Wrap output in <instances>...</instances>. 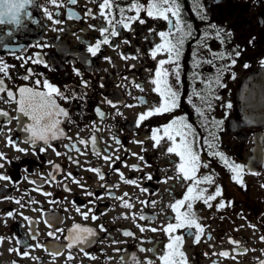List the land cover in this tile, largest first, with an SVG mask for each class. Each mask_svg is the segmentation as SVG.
Instances as JSON below:
<instances>
[{
	"label": "flooded vegetation",
	"instance_id": "1",
	"mask_svg": "<svg viewBox=\"0 0 264 264\" xmlns=\"http://www.w3.org/2000/svg\"><path fill=\"white\" fill-rule=\"evenodd\" d=\"M38 3L44 6L46 0H38ZM201 3L204 5L207 20H200L193 13L191 0H183V16L185 20L193 25L194 38L186 44L182 60L181 105L171 115H185L188 122L193 124L201 138L202 161L209 164V168L201 169V174H214L216 184L223 188V197L218 198V200L223 199L225 202L233 201L234 203L231 207L220 210L215 207L208 209L202 203H197L195 211L203 218L201 223L206 225L205 238L199 244H193L191 238H186L184 251L190 264H213V261H217L218 264H259L260 260H264V252L261 251L264 250V242L260 240V237L264 235V187H261L264 184V123L246 125L241 120L236 103L237 89L242 78L250 70L262 67L260 61L264 60V0H201ZM70 7L78 12L81 17H83L86 8H91L94 13L98 12L96 5L90 3L89 0H78L77 5ZM29 10L33 13V19L37 23L26 20L24 27L15 30L11 37L7 33L12 30V27L0 26V42L9 48L17 49L15 55L24 58L41 51L40 48L34 47L37 42L48 43L50 46L43 49V55L52 70L31 63L21 68L22 61L9 53L7 48L0 47V58L8 64L16 66L10 69L11 79H6L5 86L15 91L20 86L30 84V81H23L19 76L25 74V68L31 67L36 72L43 73L44 77L62 89L65 85H68L77 92H87L86 103L79 100L71 103L58 101L69 111L72 120V123L61 125L66 135L72 137L73 142L77 140V134L84 139L96 135L99 141L98 148L101 150L102 155L108 154L104 153L103 150L111 145L112 147L108 148L109 153L119 155L121 160L126 161L128 165L140 164L143 171H131L120 162H117L115 167L119 168L126 178L137 179L140 186L147 188L149 191L141 193L139 188L124 184L117 172L112 171L102 158L92 153L90 144L87 148L78 144L77 146L82 151L87 152L86 155H79L75 151H69L64 147L65 144L70 143L67 139L51 142L57 151L67 152L69 156L78 159L79 166L69 161L67 156H56L52 149H48L43 153L39 152V147L44 146L42 142L35 148V154H33V148L29 144L20 142L26 134L18 130L17 121L13 119L11 123H7L6 118L0 117V124L5 125L3 133L0 134V152L5 153L11 161L10 164H5L4 169H0V173L12 178V182L0 181V236L6 238L19 236L23 239L24 245L36 244L37 242L49 245L51 238L47 236V232L50 229L45 225L44 219L55 215L57 217L56 226L60 228L67 230L74 223H78L91 227L97 232L96 242L86 248V251L90 255L96 256L97 259L91 260L84 256L78 248H73L71 251L76 259L68 262V264H118L125 252H116L114 251L116 248L126 250L128 259H130L131 253H136L140 260H144L146 257L152 258V253L138 252L139 241L134 237L123 236L122 232L128 230L145 241L151 239L166 243L163 233L148 231L141 233L136 225L160 227L165 224L167 222L166 217L172 215L171 210L165 208V205L173 202V198H182L185 185L175 179L169 180L167 183L158 182L165 176H175V171L169 160L176 159V157L163 154L164 147L167 145L159 149H153L152 142L147 139L144 140L142 146L131 143L133 140L143 139L149 133L151 127L166 123L171 119V115L151 118L145 122L148 127L141 126L137 129L134 126L135 120L137 114L145 110L144 106L129 108L124 105L137 104V100L133 98L140 96L146 97L148 107H151L154 101H158V97L151 91L152 85L147 79L149 74L145 71V68L155 67V62L148 59L146 55L147 49L151 47V41H144L141 33L147 35L149 26L164 30L166 24L163 21L149 20L146 25L137 26L136 39L132 40L131 46L121 44L116 50L104 46L101 55L92 58L86 52V45L88 43L94 44L96 39L99 38V33L89 29L88 25L95 24L99 26L100 20H68L66 9L62 8L60 9L61 15L59 18L65 23L53 26L44 17L41 9L33 7ZM52 10L55 11V9ZM211 24L232 33V36L228 38L229 42L223 46L219 41L208 40L212 51L231 52L237 45L241 49L236 64L223 75L222 83L226 87L216 89V94L221 99L212 101V110L207 111L206 116L209 120L214 118L217 121H223L220 130L217 131L219 137L218 150L224 152L236 163L245 166V187L243 188L231 180V174L224 168L218 158L208 155L207 146L203 144L207 132L201 126V118L196 114L195 109L186 102V97L191 94L192 90V52L197 49L196 40L202 38L205 31L214 36V30L209 28ZM52 27H63L66 31L56 33L50 30ZM77 36L82 38L83 44L77 39ZM123 37L132 38L128 32H123ZM155 39L156 42H159L158 37ZM249 41H252V43H249ZM115 42L119 43L120 38H115ZM137 47L142 50V53H145L137 60L125 62L120 58V52L136 54ZM103 56L112 57L115 66L106 62L102 58ZM200 56L204 59H211L206 49L200 50ZM86 59L90 63H85ZM216 63L221 65L230 63V61H217ZM131 64H135L136 67L130 70L128 65ZM245 64H248L249 67L245 68ZM73 67L79 69L83 79L89 81L87 89H81L80 77L75 76ZM199 71L204 76H214L216 74V69L207 64L203 65ZM233 73L235 78H233ZM124 76L128 79L123 80L122 77ZM44 77H41V79ZM129 81L142 84L145 91L141 93ZM101 83L104 87H100ZM117 85L121 86L117 87ZM124 85H127V89ZM195 87L200 89L203 85L196 83ZM129 92L131 95H129ZM0 95L6 96V94ZM105 97L118 102L117 107L122 115H117V109L104 102ZM120 101L122 103H119ZM195 102L199 105L198 100ZM228 103L232 104V108L226 107ZM15 107V104L0 100V109L9 112L10 116L18 115L14 111ZM96 107L107 114V118L103 121L96 115L94 111ZM21 119L25 123L28 122L27 118L21 117ZM93 122L100 131L93 132ZM9 129H11V132H9ZM113 135L118 137L124 145L118 152L114 151L118 146L114 144ZM6 136H11L19 144V147L28 149L27 153L17 152L13 147L7 146ZM141 147L146 148L147 151H141ZM133 152L144 156L151 167H143L142 162L131 155ZM48 161L58 164L62 171L56 172L53 165L49 164ZM90 167L100 168L104 173L105 180L100 181L94 173L86 171ZM69 172L72 173L73 177L80 180L88 191L104 198L96 201L94 205L89 204L88 201L92 200L93 197L86 196L84 190L77 184L72 183L71 179H65ZM251 172H256L258 175H252ZM49 173L54 174L56 180L42 184L43 191L52 193L51 196L46 197L40 191H33V189L41 185V177H48ZM148 173L153 176L151 181L145 178ZM30 181H36V183ZM101 184L111 187L106 191L105 187H100ZM65 186L69 187L71 191H65ZM214 190L215 186L210 189V191ZM107 192H111L112 195L109 196ZM124 193H128V196L124 199L134 204V207L130 210L123 208L121 201L113 198L114 196H123ZM4 197H10L11 199H4ZM16 199L21 200V203L25 206L21 208L17 205L14 202ZM31 200L38 201V203L32 204L30 203ZM49 200L60 201V203L49 204ZM140 200H155L158 203L154 208L145 207L139 202ZM215 203L213 202V204ZM82 205L94 208V213L99 216V219L93 221L90 217L87 221L83 220L75 210L76 206ZM33 209H37V211H33ZM40 209H43L47 215L42 217ZM161 209H164V211H161ZM82 210L87 211V208H82ZM9 211H13L16 215L13 218H8L7 226H5L2 217ZM141 211L150 218L154 214L158 213V215H155V218L149 223L148 220L139 219L138 214ZM20 213H23V216L32 218L34 222L32 227L38 233L36 241L31 240L28 236V222L23 219ZM133 214H137L135 220L132 218ZM125 216L128 218H123ZM61 218L62 223L59 222ZM100 225H104L107 232L100 231ZM249 225H255L256 227L253 229ZM209 234L212 236L211 240L206 238ZM66 235L67 231L61 236L59 244H66L64 240ZM229 238L239 241L241 249H247L248 251L243 254L233 253L232 250L235 246L229 243ZM113 240L121 241V243L113 244ZM142 246L151 248L153 244L144 243ZM14 247L20 248L21 252L26 250L25 247L17 245L15 240L5 239L3 244L0 245V264H13V261L16 264H38L37 261L31 258H21L15 252L8 251ZM163 247L164 243H159V248L162 249ZM252 249H255V251H252ZM219 251H229L236 258L211 255V253ZM30 252L31 256L39 257L42 264H53L52 257L44 249L35 248ZM205 253H209V255L205 256ZM67 254L68 250L65 249L63 255L56 257L54 264H66Z\"/></svg>",
	"mask_w": 264,
	"mask_h": 264
},
{
	"label": "snow or ice",
	"instance_id": "2",
	"mask_svg": "<svg viewBox=\"0 0 264 264\" xmlns=\"http://www.w3.org/2000/svg\"><path fill=\"white\" fill-rule=\"evenodd\" d=\"M90 3L96 5L98 12H93L91 8H86L83 17L73 10L70 6H75L78 4V0H46V5L41 6L38 0H0V26H11L7 35L11 37L15 30L21 29L25 25V21H31L32 23H37L33 19V13L29 10L30 8H37L43 11L44 17L51 22L53 26L62 25L65 21L61 20L59 17L61 15L60 9H66V18L68 20H81V19H93L100 20L101 23L98 25L89 24L88 28L92 31L99 33V38L96 39L95 43H88L86 45V52L92 58H96L101 55L104 46L113 48L116 50L121 44L131 46L132 40L136 39L137 26H143L148 23L149 20L152 21H163L166 24L164 30H158L156 27L149 26L147 30V35H142L144 41H151V47L147 49V58L155 62L154 68H145V71L149 74L147 79L152 85L151 91L158 97V101H154L151 107H148V100L144 96L134 97L137 100V104H126L125 107H138L144 106L145 110L137 114L135 120V128L139 129L141 126L148 127L145 125L146 121L151 118L159 116H168L173 114L181 105V88L183 85L182 72H183V56L185 53L186 44L194 38V28L191 23L184 19L183 16V0H89ZM191 8L193 13L200 20H207L205 14L204 5L201 0H191ZM52 9H55L53 11ZM143 14V15H142ZM209 28L214 30V36L210 35L209 32L205 31L202 38L196 40L197 49L192 52V64L193 69L191 73L192 80V90L191 94L186 97V102L195 109L196 114L201 118V126L207 132V136L203 139V144L207 146L208 155L211 157L218 158L220 163L228 170L231 174V180L241 186L245 187L244 175L246 172L245 166L235 161L231 160L224 152L218 150V140L217 131L220 130V125L223 121H217L214 118L209 120L206 116L207 111L212 110V101L220 100L221 97L216 94V89L226 87L222 83L223 75L226 71H229L232 66L237 62V58L241 54V49L237 45L231 52L228 51H212L208 44V40L214 39L219 41L223 46L229 42L228 38L232 36V33L226 31L225 29L218 27L215 24L209 25ZM53 32L61 33L66 31L63 27H52L50 29ZM83 31V29H81ZM123 32H128L131 34L132 38H124ZM156 37L159 38V42H156ZM115 38H120V42L116 43ZM77 39L83 44L84 41L81 37L77 36ZM252 43V41H249ZM48 43L37 42L34 47L40 48V52H36L33 56L24 58L21 56H16L15 53L17 49L9 48L7 45L0 42V47L7 48L9 53L13 54L16 59L21 60L20 67L24 68L25 65L31 63L33 65H42L45 68L52 70L48 62L44 59L43 49L49 47ZM206 49L211 56V59H204L200 56V50ZM136 54H125L120 52V58L127 62L128 60H137L142 53V50L137 47L135 50ZM158 57H163L159 58ZM106 62L115 66V63L110 56L102 57ZM230 61V63H225L217 65V61ZM85 63H90L87 59ZM210 65L216 69V74L214 76H204L199 70L203 65ZM262 67H264V60L260 61ZM15 65H10L6 63L2 58H0V100L5 103L15 104L14 111L18 114L17 116H10L9 112L0 109V117L6 118L7 123H11L13 119L17 121L18 130L22 131L24 134L21 143L29 144L33 148V154H35V148L39 146L42 142L44 146L39 147V152L43 153L48 149H52L56 156H67L68 160L73 164L79 166L80 162L78 159H74L69 156L67 152L61 153L53 147L52 141L67 139L70 143L65 144L64 147L69 151H75L79 155H86V151H82L77 145H84L85 148L90 144L91 150L94 155L100 157L109 166L112 171L119 174L120 180L124 184L133 185L140 189L141 193H146L149 190L145 187H141L137 179H128L124 176V173L116 168L117 162H120L124 167H128L131 171H143L140 164L128 165L126 161L121 160L119 155H113L108 152V148L112 147L109 145L103 152L108 153L102 155L101 150L98 148V137L96 135H91L89 139L80 138L77 134V140L72 141V137L66 135L63 127L64 123H72L69 111L63 107L58 101H63L65 103H71L73 101H81L86 103L87 92L81 91L77 92L74 88L65 85L63 89L52 82H50L43 73L36 72L33 68H25V74L19 76L23 81H30V84H25L18 87L15 91L7 88L5 86L6 79H11L10 69L15 68ZM135 64L128 65V68L134 69ZM245 68L249 65L245 64ZM73 73L75 76L80 77V87L81 89H87L89 87V81L83 79L82 73L79 69L73 67ZM41 77H44L41 79ZM233 78L235 74L233 73ZM123 80H127L126 76L122 77ZM129 83L138 89L141 93L145 91L142 84L135 83V81H129ZM196 83L203 85L202 88L197 89L195 87ZM121 85H117L120 87ZM100 87H104L101 83ZM127 89V85H124ZM129 95L131 93L129 92ZM199 101V105L195 102ZM111 107L117 109L116 114L122 115L117 107L118 102H114L111 99L105 97V101ZM119 103H122L120 101ZM227 108H232V104L228 103ZM96 115L101 121L107 118V114L103 112L99 107L94 109ZM21 117L27 118V123L23 122ZM5 125L0 124V134L3 133V128ZM93 132L100 131L96 127L95 122L92 124ZM11 132V129H9ZM114 144L118 146L114 151L118 152L120 148H123L121 140L113 135L112 137ZM150 140L152 142L153 149H159L164 145V155L169 157H176V159H170L169 163L173 166L175 171V176H165L159 183H167L169 180L175 179L182 185H185V191L182 198H173V202L165 205V208L170 209L172 215L166 217L167 222L160 227H149L137 224L141 233L146 231L152 233H163L166 243L164 241H153L151 239L145 241L141 237H136L135 233L132 231L124 230L122 235L125 237H134L139 241L138 252L152 253V258H145L140 260L136 253L130 254V259H128V254L126 250L119 248L114 249L116 252L124 251L125 255L121 256L118 264H190L186 252L184 251V243L186 238H191L193 244H199L202 239L205 238L206 225L201 223L203 219L195 211V205L197 203H202L208 209L215 207L217 210L224 209L226 207H231L233 201L225 202L223 197V188L216 184L214 174H201V169L209 168V164L202 161L201 158V138L194 128L193 124L188 122L185 115H171L166 123L160 124L150 128L149 133L143 139H136L131 141L138 145H143L144 140ZM5 142L7 146L13 147L17 152L27 153L28 149L19 147V144L14 141L11 136H6ZM141 151H147L146 148L141 147ZM132 156L142 162L143 167H151L150 164L145 160L144 156L137 153H131ZM10 164L11 161L8 159L7 155L0 152V169L5 168V164ZM52 164L56 172L62 171L58 164H54L52 161H48ZM86 171L94 173L100 181L105 180L104 173L100 168L90 167ZM252 175H258L256 172H251ZM147 180L151 181L153 176L148 173L145 177ZM27 179V177H25ZM65 179H71L72 183L77 184L81 189L84 190V194L88 197H93L89 200V204H95L96 201L103 199L104 197L97 195L94 192L88 191L80 180L72 176V173H67ZM56 180V176L49 173L48 177H41V185H38L33 191H40L42 195L49 197L52 195L50 192H45L42 190L43 183H51ZM0 181H10L12 178L8 175L0 173ZM31 183H36V181H30ZM14 183V182H13ZM215 186L214 191L210 189ZM100 187H105L106 191L109 187L101 184ZM118 187V185H117ZM264 187V184L261 185ZM65 191H71L67 186L64 187ZM109 196L112 195L111 192H107ZM128 196V193H124L123 196H114L113 198L121 201V206L125 209H132L134 204L129 202V200L124 199ZM4 199H11L10 197H4ZM21 208L24 207L21 200L16 199L14 201ZM145 207H155L158 203L155 200L152 201H139ZM213 202H216L213 204ZM30 203L35 204L38 201L31 200ZM49 204H58L60 201L49 200ZM75 205V202L73 201ZM82 208H87V211H83ZM66 210V209H65ZM76 212L82 217L83 220L87 221L90 217L93 221L99 219L94 213V208L88 207L87 205L76 206ZM37 211V209H33ZM41 215L46 216L43 209H40ZM164 211V209H161ZM16 215L13 211H9L2 219L4 220L5 226H7V219L13 218ZM23 216V213H20ZM137 214H133V220L136 219ZM139 215L140 220H148L149 223L155 218L154 214L151 218L144 215L141 211ZM127 219L128 217H123ZM23 219L28 222L29 232L31 240L36 241L38 233L34 231L32 225L33 220L30 217L23 216ZM57 217L51 215L44 219L45 225L50 229L47 232V236L51 238L49 245H45L37 242L36 244L24 245L23 239L19 236L6 238L0 236V245L3 244L5 239L15 240L17 245L25 247V251L21 252L20 248L14 247L10 248L9 252H15L21 258H31L37 261L38 264H42L39 257L31 256L30 250L35 248H42L47 252L55 262L56 257L63 255L64 250H68L66 256V264L68 262L76 259L72 254L73 248H78L80 252L87 256L91 260H96L97 257L90 255L86 251L88 246L94 244L95 238L97 237V232L95 229L87 226H83L78 223H74L71 228L65 230L56 226ZM62 223V218L60 221ZM38 223V221H37ZM249 227L255 229V225H249ZM100 231L107 232L104 225L99 226ZM67 231V235L64 236L66 244H59L61 236ZM59 234V235H58ZM207 240H211L212 236L207 235ZM260 240L264 242V235L260 237ZM113 244L121 243V241L113 240ZM126 243V241H124ZM144 243H152L153 247L145 248L142 245ZM159 243H164V247L159 248ZM229 243L233 244V253H246L247 249H241L240 242L232 238H229ZM255 251V249H252ZM264 252V250H261ZM208 256L209 253H205ZM213 256H219L223 258L235 259V255H232L229 251H219L211 253ZM111 259V258H109ZM13 264H16L13 261ZM213 264H218L217 261H213ZM259 264H264V260H260Z\"/></svg>",
	"mask_w": 264,
	"mask_h": 264
},
{
	"label": "water",
	"instance_id": "3",
	"mask_svg": "<svg viewBox=\"0 0 264 264\" xmlns=\"http://www.w3.org/2000/svg\"><path fill=\"white\" fill-rule=\"evenodd\" d=\"M236 104L245 123H264V68L253 69L243 77Z\"/></svg>",
	"mask_w": 264,
	"mask_h": 264
}]
</instances>
